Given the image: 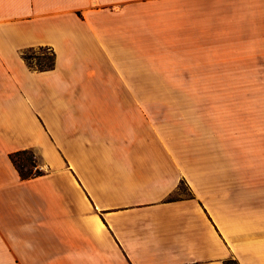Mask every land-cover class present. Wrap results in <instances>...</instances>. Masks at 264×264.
Listing matches in <instances>:
<instances>
[{"label":"crops","instance_id":"1","mask_svg":"<svg viewBox=\"0 0 264 264\" xmlns=\"http://www.w3.org/2000/svg\"><path fill=\"white\" fill-rule=\"evenodd\" d=\"M40 48L49 71L23 59ZM261 65L264 0H0V264H264L243 171L163 99L228 89L154 87ZM25 150L43 174L22 181Z\"/></svg>","mask_w":264,"mask_h":264},{"label":"rangeland","instance_id":"2","mask_svg":"<svg viewBox=\"0 0 264 264\" xmlns=\"http://www.w3.org/2000/svg\"><path fill=\"white\" fill-rule=\"evenodd\" d=\"M25 56L32 63L47 62L51 56L47 50H30ZM264 76V65L255 66ZM154 87L167 89H193L203 92L207 88H225L226 97L179 96L163 98L166 105L183 107V111H203L208 128L214 138L222 139L223 151L229 158V168L243 171L246 197L253 200L255 208L264 215V79L228 82H154ZM228 101V107L225 101ZM197 106V107H196ZM228 109V111H227ZM178 195H186L181 185Z\"/></svg>","mask_w":264,"mask_h":264},{"label":"trees","instance_id":"3","mask_svg":"<svg viewBox=\"0 0 264 264\" xmlns=\"http://www.w3.org/2000/svg\"><path fill=\"white\" fill-rule=\"evenodd\" d=\"M39 50H42V49L40 48ZM49 53L51 56L49 63L43 61V62H38L34 64L32 63V60L34 59H31L25 56V52L23 53V59L30 68L36 71H49L54 66V56L51 52ZM10 161L12 165L14 166V168L16 169L22 181L34 179L43 174V172L38 168L36 156L32 151L25 150V151L16 152L10 155ZM226 264H233V263L228 262Z\"/></svg>","mask_w":264,"mask_h":264},{"label":"bare ground","instance_id":"4","mask_svg":"<svg viewBox=\"0 0 264 264\" xmlns=\"http://www.w3.org/2000/svg\"><path fill=\"white\" fill-rule=\"evenodd\" d=\"M264 239V238H263Z\"/></svg>","mask_w":264,"mask_h":264}]
</instances>
